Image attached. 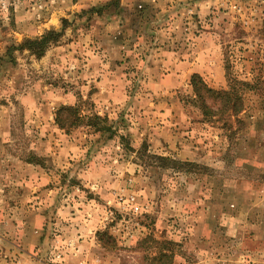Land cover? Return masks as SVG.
Masks as SVG:
<instances>
[{
	"label": "rangeland",
	"instance_id": "obj_1",
	"mask_svg": "<svg viewBox=\"0 0 264 264\" xmlns=\"http://www.w3.org/2000/svg\"><path fill=\"white\" fill-rule=\"evenodd\" d=\"M75 105L114 138L60 130ZM0 264H264V0H0Z\"/></svg>",
	"mask_w": 264,
	"mask_h": 264
},
{
	"label": "trees",
	"instance_id": "obj_2",
	"mask_svg": "<svg viewBox=\"0 0 264 264\" xmlns=\"http://www.w3.org/2000/svg\"><path fill=\"white\" fill-rule=\"evenodd\" d=\"M61 36L62 32L48 31L38 39L25 40L20 49L26 50L35 58H41L51 44L59 42ZM228 82L231 84L233 81ZM190 86L193 91L192 102L198 107L204 117L217 115L219 111L222 114L227 113L230 117H236L242 110V101L238 91L232 85H229L228 91L217 92L209 89L198 75H192ZM207 101L212 102L213 105L219 104V108L213 111L212 108L215 107L209 105ZM54 123L60 130H64L65 133H69L72 129L84 127L93 134L107 135L108 139H112L116 135V130L109 124L107 118L99 117L94 113L81 115L78 105L59 107L54 113ZM120 141L123 144L125 139L120 137ZM127 148L130 150L126 145ZM136 158L144 167L155 165L163 170L178 171V166L196 167L193 164H182L169 158L150 155L145 146H141L140 150L136 152Z\"/></svg>",
	"mask_w": 264,
	"mask_h": 264
}]
</instances>
